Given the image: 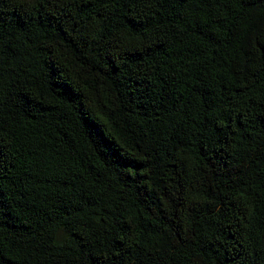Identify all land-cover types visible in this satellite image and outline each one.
<instances>
[{
  "label": "trees",
  "instance_id": "obj_1",
  "mask_svg": "<svg viewBox=\"0 0 264 264\" xmlns=\"http://www.w3.org/2000/svg\"><path fill=\"white\" fill-rule=\"evenodd\" d=\"M0 264H264V0H0Z\"/></svg>",
  "mask_w": 264,
  "mask_h": 264
}]
</instances>
